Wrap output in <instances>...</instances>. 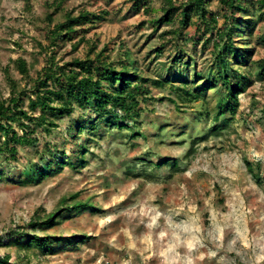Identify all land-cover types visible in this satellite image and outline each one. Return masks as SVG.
I'll return each mask as SVG.
<instances>
[{"label": "rangeland", "instance_id": "rangeland-1", "mask_svg": "<svg viewBox=\"0 0 264 264\" xmlns=\"http://www.w3.org/2000/svg\"><path fill=\"white\" fill-rule=\"evenodd\" d=\"M57 1L0 0V99L12 91L5 67L17 91L33 97L29 89L53 49L44 48L53 27L48 13L54 24L83 9L108 13L55 47L60 65L83 58L94 44L116 66L127 51L134 61L130 73L148 79L145 92L134 90L139 105L129 118L114 111L124 126L74 101L73 112L54 118L58 126L50 133L31 125L34 145L17 146L12 158L0 156V256L28 264H264V16L258 5L244 12H254L255 26L235 39L245 62L236 64L238 56L228 53L233 83L251 77L231 113L225 104L234 102L232 83L219 76L213 44L204 43L195 24L186 26L178 45L177 38L163 36L180 26L178 19L156 28V14L137 10L135 0H63L59 9ZM150 2L161 11L162 0ZM220 7L210 0L209 8L220 14L218 26L224 21ZM82 35L86 40L75 49ZM19 57L28 63V78L17 70ZM214 77L216 86L205 91L202 83ZM61 159L71 163L59 166ZM45 171L50 174L42 177ZM63 198L90 206L53 228L32 230L31 218H45L64 206ZM28 233L63 240L49 245V254L23 250L13 241L25 242Z\"/></svg>", "mask_w": 264, "mask_h": 264}, {"label": "trees", "instance_id": "trees-1", "mask_svg": "<svg viewBox=\"0 0 264 264\" xmlns=\"http://www.w3.org/2000/svg\"><path fill=\"white\" fill-rule=\"evenodd\" d=\"M150 1L135 0V7L137 10L144 7L146 13L153 11L156 15L151 18V23L155 24L156 28L163 22L174 23L176 22L174 19L177 18L180 26L169 29L163 36L169 34L177 38L178 45H180V41L183 38L182 32L188 24L193 23L196 25V30H203L201 36L204 38V43L206 45L213 44L212 50L216 63L221 64L222 71L218 72L219 76L222 77L224 82L232 83V91L229 93V97L234 102L229 101L225 104V107L231 113H235L238 108V95L242 92L244 84L251 77L244 75L242 79H244L245 83L241 79H237L233 83L228 73L230 68L234 70L228 53L232 52L238 56L236 64L241 65L245 62L244 58L239 59V56L243 55L240 53L239 47L236 46L235 39L237 36H242L245 33V29L255 26L254 12L252 11L250 15L244 14V12L251 11V3L258 5L260 14L264 16V0H218L221 6V14L224 18L221 26H218L220 14L209 8L210 0H162L161 11L153 7V2L151 3ZM62 4L63 0L57 1L56 8H61ZM237 13H243V17H238L236 22L232 19L236 17ZM107 14L105 10L97 13L83 9L78 15L66 14L64 21H57L55 24L53 13L46 15L49 25L53 24V27L47 33L49 44L44 48L53 49L48 64L43 67L39 76L34 80L31 89H29L32 95L34 94L33 97L26 89L17 91V85L11 77L10 68H4L5 76L12 86V91L8 98L0 99V140L2 138V141H0V156L7 152L10 153V158H12L17 154V146L34 145L37 142V137L34 135L37 131L31 125L35 124L38 127H43L47 133H50L54 127L58 126L54 118L70 115L74 110V101L82 107L87 108L92 105L98 112H104L106 115L111 114L109 117L110 119L115 118V124L120 127L124 126L123 123L118 121L114 111L123 110L127 113L125 119L129 118L128 113L131 114V111L139 105L134 90L139 89L145 92L143 82L148 79L137 72L130 73L129 69L134 64V61L129 58L130 53L126 51L123 54V60L116 66L115 62L110 61L108 54H103L106 49L97 52L96 46L91 44L89 51L83 58L74 57L64 65L56 62L57 53L55 47L60 42L72 40L75 35L80 34V30L86 32L97 21L104 20ZM193 16L197 17L195 22H192ZM86 25H89V27H84ZM208 33L210 36H207ZM85 40L84 35H82L79 41L74 43L75 49ZM163 47L161 46L158 51L162 52ZM245 48L249 49V47ZM183 51L180 47V53H183ZM16 67L23 77H29L30 69L25 58H17ZM259 67V75L264 77V61L260 63ZM235 77L237 78L239 75H235ZM210 81L211 78H207L202 83L201 86H203L205 91L216 86L217 78H213V83ZM157 82L163 84L161 80ZM132 87L134 88L132 89ZM27 97L29 101L26 105ZM56 102L59 104L55 105ZM15 123L18 124L21 132L14 127ZM81 126L78 127V132L82 131L83 127ZM61 153H64V151H61ZM67 162L69 161L61 159L58 164L60 166L67 164ZM80 162L82 164L84 159L82 158ZM49 174V171H45L41 173V176L44 177ZM61 202L64 206L50 212L45 218L33 216L29 221L31 229L36 231L53 228L63 220L73 217L75 213L84 211L90 206L87 201H77L71 205L67 204V198H63ZM85 238H88V236ZM62 240V237L56 235L28 233L26 234L25 242H23V237L14 239L13 242L23 250H30L36 247L45 254H49L51 252L49 245ZM64 245L66 244L64 243ZM0 264L28 263L16 262L12 260L10 254H6L0 256Z\"/></svg>", "mask_w": 264, "mask_h": 264}]
</instances>
